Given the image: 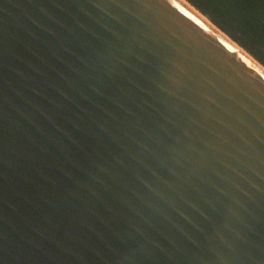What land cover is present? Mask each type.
<instances>
[{"label": "water", "instance_id": "water-1", "mask_svg": "<svg viewBox=\"0 0 264 264\" xmlns=\"http://www.w3.org/2000/svg\"><path fill=\"white\" fill-rule=\"evenodd\" d=\"M0 264H264V70L182 0H0Z\"/></svg>", "mask_w": 264, "mask_h": 264}, {"label": "trees", "instance_id": "trees-1", "mask_svg": "<svg viewBox=\"0 0 264 264\" xmlns=\"http://www.w3.org/2000/svg\"><path fill=\"white\" fill-rule=\"evenodd\" d=\"M201 13L213 15L227 25L228 35L264 67V0H187Z\"/></svg>", "mask_w": 264, "mask_h": 264}, {"label": "bare ground", "instance_id": "bare-ground-1", "mask_svg": "<svg viewBox=\"0 0 264 264\" xmlns=\"http://www.w3.org/2000/svg\"><path fill=\"white\" fill-rule=\"evenodd\" d=\"M182 1L186 3L190 8H192L196 13H198L203 19H205L209 24H211L216 30H218L223 36H225L229 41H231L235 46H237L242 52H244L249 58H251L256 64H258L264 70V67L259 62H257L242 47H240L237 43H235L223 30H221L216 24H214L207 16L199 12V10H197L194 6H192L187 0H182Z\"/></svg>", "mask_w": 264, "mask_h": 264}]
</instances>
